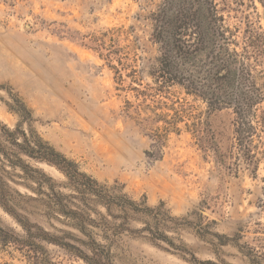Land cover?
Segmentation results:
<instances>
[{
  "label": "rangeland",
  "instance_id": "1",
  "mask_svg": "<svg viewBox=\"0 0 264 264\" xmlns=\"http://www.w3.org/2000/svg\"><path fill=\"white\" fill-rule=\"evenodd\" d=\"M218 1L240 42L246 30L264 33V0ZM159 3L0 0V122L11 129L22 122L25 130L30 124L99 182L118 183L134 200L146 199L152 207L165 203L172 216L186 219L179 237L200 260L250 264L244 255L247 245L264 251V162L256 178L227 168L235 142L232 110L209 115L206 104L180 87L162 98L168 108L186 109L185 116H204L225 158L226 165H221L214 152L198 145L187 117L178 123V132L170 127L165 135L166 125L159 123L160 130L150 134L144 122L152 115L148 107L139 105L136 93L121 89L115 72L92 49V39L121 29L124 60L156 57L157 47L149 43L150 26L143 18ZM149 82L144 79V84ZM156 112L169 114L167 120L173 121L174 111ZM41 167L58 184L67 182L57 169ZM10 191L19 212L52 231L35 214L36 195L31 190L11 185ZM36 251L51 264H82L59 247L28 239L0 206V264H34ZM114 256L115 264H191L166 251L165 245L141 237L126 238Z\"/></svg>",
  "mask_w": 264,
  "mask_h": 264
},
{
  "label": "trees",
  "instance_id": "2",
  "mask_svg": "<svg viewBox=\"0 0 264 264\" xmlns=\"http://www.w3.org/2000/svg\"><path fill=\"white\" fill-rule=\"evenodd\" d=\"M143 20L150 26L149 43L157 47L154 58L124 60L121 29L110 30L91 43L115 72L121 89L136 93L139 105L148 107L152 115L144 122L150 134L160 130L159 123L166 125L165 135L170 127L178 132V123L187 117L191 121L187 128L202 150L214 152L218 162L226 165L204 116H185L186 109L168 108L162 100L171 88L180 87L187 96L206 104L209 115L232 110L235 142L233 161L227 168L236 175L248 171L256 178L264 162V33L246 30L240 42L238 31L226 24L218 0H160ZM145 78L150 82L144 84ZM164 108L175 112L173 121L167 120L169 114L156 112ZM159 142L163 147L164 142ZM161 157L159 154L156 160ZM41 165L57 169L67 182L58 184ZM11 185L36 195L32 199L35 214L52 231L31 222L13 206ZM0 206L20 224L28 239L59 247L82 264H115L114 252L128 237L163 244L166 251L191 264H212L200 260L180 239L186 219L172 216L163 202L152 207L146 199L134 200L118 183L99 182L30 124L25 130L22 122L14 129L0 122ZM200 217L204 220L202 214ZM247 249L244 255L250 264H264V251L249 245ZM41 255L34 252V264H51Z\"/></svg>",
  "mask_w": 264,
  "mask_h": 264
}]
</instances>
